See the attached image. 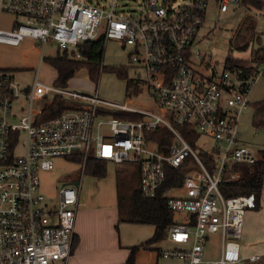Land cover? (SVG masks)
<instances>
[{
    "label": "built area",
    "instance_id": "1",
    "mask_svg": "<svg viewBox=\"0 0 264 264\" xmlns=\"http://www.w3.org/2000/svg\"><path fill=\"white\" fill-rule=\"evenodd\" d=\"M210 2L175 6V0H146V12L131 16L117 11L115 0L111 7L93 0H3V10L16 17V24L0 29L1 43L18 45L30 37L44 48L56 42L76 58L81 57L79 46L92 40L106 43L116 37L130 45L131 61L147 74L155 109L46 84L38 72L23 87L13 72L0 70V264H66L75 239L79 189L65 185L46 196L41 171H53L57 159L74 163L80 188L91 156L137 165L140 189L150 198L165 186L169 168L176 170L162 196L169 209L187 218L170 226L167 239L174 246L160 250L163 257L177 258L179 264L241 263L245 217L256 208V195L227 196L223 187L241 176L234 164L259 158L241 141L239 119L252 104L250 95L264 76V63L230 65L225 60L219 68L203 55L196 42ZM216 2L220 13L240 5V0ZM56 95L77 108L40 119L38 105ZM20 100L26 105L18 114ZM110 111L141 117L126 119ZM183 128L199 136L198 148ZM164 129L173 134V144L162 147L161 137L151 133ZM203 155L215 164L210 167ZM213 234L221 236V254L207 258L206 243Z\"/></svg>",
    "mask_w": 264,
    "mask_h": 264
},
{
    "label": "rangeland",
    "instance_id": "2",
    "mask_svg": "<svg viewBox=\"0 0 264 264\" xmlns=\"http://www.w3.org/2000/svg\"><path fill=\"white\" fill-rule=\"evenodd\" d=\"M95 3H100L106 7H111L113 0H93ZM264 1V0H263ZM146 0H115L116 10L124 15L137 16L146 12L145 7ZM189 5L191 0H175V6ZM238 7L230 6L229 11L220 13L218 10V4L216 0H211L209 5V14L207 22L200 29L197 45L202 51L203 55L211 61L218 63L219 68H222L225 60L228 56L233 57H249L251 56L252 48L258 47V43L251 42L249 48L245 52H240L237 49V43H240L241 36H244V40H249L247 34V20L251 18L252 26L251 32L261 33L264 31V5L260 9L247 8L237 5ZM251 41V40H249ZM45 52V56H54L58 53L59 47L56 42H51L41 49ZM132 48L130 45H123L121 39L116 37H110L105 43V51L103 56V65L106 66L101 71L98 79L91 78L86 67H82L75 75L69 80L68 87L79 92L88 95H98L100 98L116 102V103H131V105L141 109H155L153 99L149 94V90L146 85L147 74L144 69L136 66L130 59V53ZM41 56V55H40ZM198 59L194 60L196 68L198 66ZM39 63L36 64L38 66ZM35 66V67H36ZM120 69L125 71L126 76H121L114 69ZM40 75L39 80L46 84H54L56 78L55 68L47 61L42 59L41 67L39 68ZM17 74L19 81L23 87L28 86L29 83H33L36 77V70H10ZM127 79H132L134 83H138L141 86V92L139 94H132L131 96L127 92ZM133 88V87H132ZM131 91V90H130ZM252 104L247 107L241 114L239 119V129L241 133V141L250 148L257 152L264 146V128L256 127L253 123L254 117V104L264 99V76L258 79L257 84L252 90L250 95ZM74 104V101H71ZM203 140L213 143V138L204 137ZM208 143V144H209ZM209 144V145H210ZM207 147V146H206ZM205 147V149H206ZM208 149V148H207ZM19 152H22L19 149ZM138 168L137 165L130 162L124 163H109L108 174L115 175L117 170H120L121 178L116 181L113 177L108 178L114 183L115 190L113 188L106 189L107 181L97 185L96 179H90V176L85 173L81 186L82 194L88 197L97 196V205L100 208L110 205V201H113L112 194L116 193L118 197L119 192L124 197L122 207L128 205V195L132 191L134 186L139 185V178L133 177L135 173L133 169ZM240 174L241 170H238ZM70 174L69 177L73 181H80V172L76 164L64 162L63 160H56V168L53 171H41V185L42 191L46 196H54L57 191L69 183L66 182L62 176ZM120 185V186H119ZM119 186V187H118ZM105 190V191H103ZM109 191V192H108ZM171 193H179L173 190ZM90 203V202H89ZM123 208V209H124ZM120 214V205H119ZM183 216V215H182ZM181 215L177 214V217L181 220ZM246 223V222H245ZM244 223V229H245ZM249 221H247V224ZM243 243L248 245L245 241L246 234L243 232ZM255 241H264V229L260 232L258 230L253 234ZM242 241V240H241ZM206 255L207 258H218L220 255V235L214 234L206 243ZM244 264H252L249 259L243 260ZM258 263V261H256Z\"/></svg>",
    "mask_w": 264,
    "mask_h": 264
},
{
    "label": "crops",
    "instance_id": "3",
    "mask_svg": "<svg viewBox=\"0 0 264 264\" xmlns=\"http://www.w3.org/2000/svg\"><path fill=\"white\" fill-rule=\"evenodd\" d=\"M2 4L3 0H0V29L11 30L15 27L16 17L3 10ZM232 6L238 7L237 5ZM257 34L260 35L261 38L264 37V31ZM41 49L44 48H42L35 39L30 37L24 39L18 45L0 42V70L10 71L28 69L29 71L36 70L40 75L39 68L41 67L42 59L45 57V52L43 50L41 51ZM37 63H39L38 66H36ZM14 74L18 78L17 74ZM57 77L58 74L56 71L55 81ZM30 85L31 83L28 84V86ZM45 100L46 99L41 101L38 105V108L41 109L40 114L44 107ZM25 105L26 102L20 100L15 106V112L18 114L21 113ZM109 163L112 162H108V164ZM69 175L70 174L65 172L62 178H65L66 182L69 183L68 185L79 189L80 206L77 210V221L75 226L76 244L66 264H128V259L132 247L134 246H137L134 264H179L177 258L163 257L160 254V250L174 246L167 237L160 241L150 242L156 230L154 224L120 221L119 196L116 197V193L112 194L113 201H110V205L100 208L96 203L97 196L91 197L90 199L87 195H83L82 186L79 188L80 181H73ZM88 175L90 179H96L95 183L97 185H101V183L107 181V179L111 177L117 181L116 173L115 175L107 173L104 178ZM107 188L109 191L111 188L115 190L114 183L111 182V180L107 181L106 189ZM177 214L183 215L181 221L186 220V214ZM247 221H249L248 224ZM245 222V229L243 232L246 234L247 238L245 241L248 245H245L241 238L240 251L242 259L240 264H244V259H249L253 262L252 264H264V241L260 240L259 242L253 239V234L256 230L260 232V229H264V191L261 199V207L259 209L255 208L248 210ZM213 235H211L210 238ZM243 236L244 234L242 237ZM221 248L222 242L220 236V254ZM253 256H260V258L253 259ZM256 261H258V263H256Z\"/></svg>",
    "mask_w": 264,
    "mask_h": 264
},
{
    "label": "trees",
    "instance_id": "4",
    "mask_svg": "<svg viewBox=\"0 0 264 264\" xmlns=\"http://www.w3.org/2000/svg\"><path fill=\"white\" fill-rule=\"evenodd\" d=\"M218 1V0H217ZM264 5L263 0H240V6L247 8L260 9ZM247 30L249 33L247 37L249 40L245 41L244 36H241L240 43H237V49L240 52L248 50L251 42L258 43V47L252 48L251 56L248 60L241 59L239 57L228 56L226 61L230 65H241L250 63L251 61L256 62L258 66L264 63V47L262 46V38L257 33L251 32L252 20H247ZM78 50L81 52V57L76 58L74 53L69 52L66 49L59 48V51L54 56L44 57L49 63L56 69L58 77L55 84L63 87H67L69 80L82 68L86 67L91 78L98 79L102 70L106 68L103 65V56L105 51V43L103 39L92 40L87 42L85 45L79 46ZM256 66V67H258ZM254 67V68H256ZM121 76H126L125 71L120 69H114ZM133 87V88H132ZM131 90V91H130ZM127 92L131 96L132 94H139L141 92L140 84L134 83L132 79H127ZM78 104H72L70 101L62 96L56 95L53 99L46 98L44 107L40 114V119H47L59 115L64 110L77 108ZM254 117L253 123L256 127L264 128V99L254 104ZM117 117L126 119H139V114L122 111H110ZM186 138L195 147L198 148L199 136L193 133L186 134V128H183ZM153 137H161L159 145L162 147L170 146L173 144V134L169 130H159L151 133ZM203 159L212 167L215 164L214 158L203 155ZM234 170H241V176L235 181L229 182L223 187L224 192L227 196H237L255 193L257 206L256 209L261 207V199L264 191V146L259 150V158L253 164H240L236 163L233 165ZM135 175L133 177L139 178L140 174L138 168L132 170ZM97 178H104L108 173V161L99 160L95 156H91L88 163V170L86 172ZM120 170L116 171L117 180L121 178ZM176 174V170L169 168V177L165 186L159 191L155 197L145 196L140 185L134 186L132 191L128 195V205L122 207L124 197L119 192V205H120V221L133 222V223H145L154 224L156 226L155 234L150 242L160 241L167 237L169 228L172 224L180 222L181 220L177 217V212L169 209L166 204V199L163 198V193L172 186L170 180L171 176ZM182 178L178 176L177 181L180 183ZM120 186V185H119ZM118 186V187H119ZM124 208V209H123ZM76 244L74 239L73 247ZM137 246L132 247L128 264H134L135 252Z\"/></svg>",
    "mask_w": 264,
    "mask_h": 264
}]
</instances>
